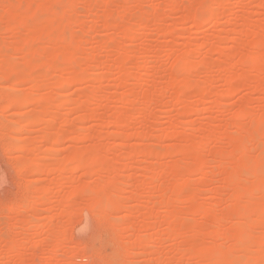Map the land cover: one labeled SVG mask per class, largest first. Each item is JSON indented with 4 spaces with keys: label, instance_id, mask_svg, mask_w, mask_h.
I'll use <instances>...</instances> for the list:
<instances>
[{
    "label": "rangeland",
    "instance_id": "rangeland-1",
    "mask_svg": "<svg viewBox=\"0 0 264 264\" xmlns=\"http://www.w3.org/2000/svg\"><path fill=\"white\" fill-rule=\"evenodd\" d=\"M14 45L46 107L1 102L0 264H264V0H0Z\"/></svg>",
    "mask_w": 264,
    "mask_h": 264
},
{
    "label": "bare ground",
    "instance_id": "bare-ground-1",
    "mask_svg": "<svg viewBox=\"0 0 264 264\" xmlns=\"http://www.w3.org/2000/svg\"><path fill=\"white\" fill-rule=\"evenodd\" d=\"M26 37V36H25ZM17 38V37H16ZM21 40V37L18 39V41H20ZM20 43V42H19ZM17 45V44H16ZM19 45V44H18ZM21 45V44H20ZM15 46V45H14ZM14 46H13V48H14ZM22 46V45H21ZM12 46H10L9 48H11ZM13 48H11L12 50H13ZM17 47L15 46V49H16ZM14 49V50H15ZM17 49H19V50H22V48L21 47H19V48H17ZM16 49V50H17ZM24 50H25V48H23ZM22 50L23 52H24V55H23V57H22V55H20L21 57H22V60H20L21 61V64L22 65H18L17 67H15L14 65H13V62L11 61V59H10V55H9V49H6L5 47H1L0 46V57L2 58V60H1V62H0V80H6V81H9V80H11L12 78V82H8L9 84H13V86H15L14 84H15V81H14V83H13V80H14V77L13 76H16V75H18L19 76V78L20 79H24V80H26V81H28V80H30V81H33V83H35V84H32V85H34V87H36V88H38V91L40 90V89H43V91H41V92H39V94H38V97H35V96H33L32 95V93H30L29 94V92H28V94L27 95H23L22 97L21 96H19V95H17V94H15V93H13V92H11V91H9V90H6V88H2L1 86L2 85H0V109H2V105H1V102L3 101V100H5L6 102L4 103V104H6L7 103V105L6 106H8V105H10V107H11V105L12 106H16V105H18L19 103H28V102H33L34 101V104L35 105H37V107H39L38 108V115L36 116V119L33 121L35 124H37L38 122H40V121H42V114H43V112L45 111V104H44V102H45V95H44V88L42 87V85L40 86V85H37V82L39 81L40 82V80L42 79V81H43V79H44V74H42V73H40L41 71H39V73H37V75H32V80L30 79L31 77H30V71H32V69L34 68V66L35 65H39L38 63L39 62H35V60L32 62L31 61V59H30V57H29V55H30V52H29V54L27 53V52H25V51H28V49L27 50ZM39 50V49H38ZM19 59H21L20 57H19ZM33 60V59H32ZM21 66H22V68H21ZM42 68V67H41ZM36 71V70H35ZM38 72V71H37ZM44 73V72H43ZM19 78L17 79V80H19ZM6 81H5V83H6ZM17 83V82H16ZM25 83V82H24ZM28 83V82H27ZM5 85V84H4ZM18 85V89L20 88L19 86V84H17ZM25 85V84H24ZM26 85H28V84H26ZM31 85V86H32ZM6 86H7V83H6ZM37 86H40V88L39 87H37ZM3 87H5V86H3ZM12 87V86H11ZM10 87V88H11ZM17 87V86H16ZM33 87V86H32ZM42 87V88H41ZM35 88V89H36ZM23 89V88H22ZM32 89V88H31ZM17 90V89H16ZM18 91H21V90H18ZM34 91H36V90H34ZM43 92V93H42ZM26 93V92H25ZM46 94V93H45ZM24 98H26V99H24ZM27 100V101H26ZM16 102H18V104H15L14 105V103H16ZM3 103V102H2ZM5 106V105H4ZM16 107H19V106H16ZM13 109L15 110V107H13ZM3 110H5V109H3ZM20 110V109H19ZM0 111H2V110H0ZM7 112V111H6ZM16 112H18V110L16 111ZM14 113V112H13ZM22 112H21V110H20V112H18V115L19 114H21ZM45 113V112H44ZM10 114V113H9ZM0 115L2 116V113H0ZM3 116H5V115H3ZM10 116H12V115H10ZM13 117V116H12ZM2 118H4V117H2ZM9 118H11V117H9ZM7 119V118H6ZM5 119V120H6ZM13 119V120H12ZM12 119H9L10 121H13L14 123H11L12 124V127H13V129L14 130H12V127H11V124L9 125V124H7V123H4V125H8V127H11V128H8L9 130H10V132L11 131H19V132H22V131H20V130H17V128H18V126L17 125H14L15 123H16V121H14V117L12 118ZM29 119H31V118H29ZM4 120V119H3ZM8 120V119H7ZM15 120H18V122H19V119L18 118H15ZM21 122L20 123H22V120H20ZM29 121V120H28ZM28 121H26V122H28ZM59 122H60V120H58ZM58 121H57V124L58 125H60L59 123H58ZM31 123V122H30ZM29 123V124H30ZM3 125V124H2ZM0 126V128L1 127H3V126ZM14 125V126H13ZM20 125V124H19ZM24 126H25V124H23V125H20V127H22V128H24ZM57 126V125H56ZM17 127V128H16ZM16 128V129H15ZM3 129H6L5 130V132L8 130L7 129V127L5 128V127H3ZM3 129H1V130H3ZM19 129V128H18ZM22 130V129H21ZM4 131H2V132H0V133H3ZM10 132H8V133H10ZM7 133V134H8ZM4 134V133H3ZM18 133H16V135H17ZM19 134H21V133H19ZM19 134H18V136H19ZM8 135H10V134H8ZM5 136V135H4ZM11 136H12V134H11ZM13 136H15V135H13ZM0 137H2V136H0ZM8 137H10V136H8ZM7 137V138H8ZM20 137V136H19ZM3 138V137H2ZM6 138V139H7ZM13 138V137H12ZM12 138L10 137V139L8 140L10 143H11V145H10V143L8 142V144H7V141L6 142H4V143H6L5 145L7 146H9V150L11 149L10 148V146L12 147L13 146V143H14V140L16 139L15 137L13 138L14 140H12ZM18 139V138H17ZM16 139V140H17ZM58 138H57V136H56V140H57ZM2 140V139H1ZM11 140V141H10ZM13 141V142H12ZM0 142H2V141H0ZM53 142H54V140H53ZM20 144V143H19ZM19 144H16V145H18V147L17 146H15V149H18L19 148V146H20V149H21V145H19ZM0 145H2L3 146V143L2 144H0ZM5 146V147H6ZM5 147H3V149L5 148ZM14 147V146H13ZM12 147V148H13ZM17 147V148H16ZM23 147V146H22ZM25 147H28V146H25ZM7 148L8 147H6L5 148V150H7ZM2 149V150H3ZM14 149V148H13ZM30 149V148H29ZM28 149V150H29ZM9 150H8V152H9ZM12 150V149H11ZM28 150L26 151L25 150V148H24V151H26V153H25V156H27V154H28ZM14 151V150H13ZM13 151H12V153H13ZM20 151V150H19ZM30 151V150H29ZM5 152V151H4ZM7 152V151H6ZM15 152H17V151H15ZM11 153V154H12ZM74 153H76V151L74 152ZM5 154V153H4ZM10 154V155H11ZM9 155V156H10ZM72 155H73V153H72ZM8 156V155H7ZM24 156V155H23ZM70 156V155H69ZM74 157V156H73ZM77 157V156H76ZM78 158V157H77ZM27 158L25 157V159H23L22 160V162L21 161H19V163H20V165L18 164V166H19V168H24V167H26V168H31L32 167V165H31V163L30 162H28L27 160H26ZM71 160H72V158H70ZM92 160V159H91ZM79 161V160H78ZM82 162V161H81ZM91 162V161H90ZM83 164L85 163V162H82ZM78 164V163H77ZM31 165V166H30ZM89 165V164H88ZM21 166V167H20ZM90 167V166H89ZM18 168V169H19ZM26 168H24L25 170H23L24 172L27 170ZM29 168H28V172H30L29 171ZM87 168V167H86ZM93 168V167H92ZM33 169V168H32ZM22 169H20L19 170V172L21 171ZM55 170V169H54ZM57 170V169H56ZM22 171V172H23ZM22 173L23 175H25V174H27V173ZM21 175V174H20ZM4 175H3V173L1 172V169H0V179L3 177ZM3 179V178H2ZM7 179V178H6ZM4 181V180H3ZM1 184V183H0ZM78 189V188H77ZM72 191V190H71ZM42 192H44V189H43V191H41V193ZM73 192H75V190L73 191ZM77 192V191H76ZM95 194V193H94ZM99 195V194H98ZM70 197V196H69ZM66 200V199H65ZM87 200H91V201H87ZM85 202H87V203H85V204H87L86 206H89L87 209H91V208H93V206H92V204H91V202H93L94 203V200H95V202L97 201V199L94 197V198H89V199H87ZM114 200V199H113ZM111 203H112V201H111ZM94 205V204H93ZM83 206V205H82ZM85 206V205H84ZM71 208H72V206H70ZM81 208V207H80ZM11 209V208H10ZM6 210V209H5ZM12 210V209H11ZM10 210V211H11ZM75 210V209H74ZM74 210H73V212H72V214H70L69 212H70V210L68 209V215H72V216H74ZM93 211V210H92ZM7 212H8V210H7ZM77 212V211H76ZM79 212V211H78ZM81 212V211H80ZM103 212H104V210H103ZM8 214V213H7ZM67 215V216H68ZM77 215H79V214H77ZM99 215V214H98ZM69 217V216H68ZM71 217V216H70ZM81 217V219H79L80 221V225L78 226L79 228H78V232L79 233H82V232H84L87 228H88V226H89V218H88V215H87V213L85 212V211H82V216H80ZM75 219V218H74ZM70 221V220H69ZM9 228V227H8ZM0 229H1V227H0ZM52 235H53V237H58V236H56V234H54V233H51ZM52 235H51V237H52ZM4 236H6V234L4 235ZM11 238V237H10ZM10 238H8V237H6V238H3L4 239V241L6 240L7 242L8 241H10L11 242V240H9ZM14 245V244H13ZM11 246V245H8L9 247H8V249L10 250V248L11 249H13V247H15V246ZM31 246V245H30ZM35 247V246H34ZM32 248V247H31ZM28 249V248H27ZM30 250V249H29ZM32 250V249H31ZM81 250H83V252L85 251V252H87V253H89L91 250L89 249V252H88V249L86 250V248L85 247H82L81 248ZM93 252V251H92ZM24 254H26V253H24ZM27 254H29V252L27 253ZM34 254V253H33ZM93 254L94 253H92L91 254V252H90V254H88L90 257H92L93 256ZM8 255V254H7ZM18 256V261L20 262V263H22L23 262V254L22 253H20V254H15V256ZM35 255H36V253H35ZM29 257V256H28ZM32 257V256H31ZM96 256H94V258H95ZM98 257V256H97ZM96 257V258H97ZM231 257V256H230ZM96 258H95V260H96ZM17 259H16V262H17ZM33 259V258H32ZM26 260V259H25ZM28 260V259H27ZM30 264V263H29Z\"/></svg>",
    "mask_w": 264,
    "mask_h": 264
},
{
    "label": "snow or ice",
    "instance_id": "snow-or-ice-1",
    "mask_svg": "<svg viewBox=\"0 0 264 264\" xmlns=\"http://www.w3.org/2000/svg\"><path fill=\"white\" fill-rule=\"evenodd\" d=\"M40 7L46 9L47 11L45 12V14L37 16L36 18H34L33 24L30 25L29 27H38L40 25H43L46 22V20L50 18L49 13H51L52 10L59 11L65 6H62L59 4H55V5L54 4H42ZM198 7L201 9H204V8H206V5L201 4ZM237 154H234V155H237ZM85 195H89V193H85ZM101 211H103V210L101 209ZM222 256H223V258H221V259L205 261V262H203V264H235V262L232 261L231 259H229L227 257V255L222 253Z\"/></svg>",
    "mask_w": 264,
    "mask_h": 264
}]
</instances>
